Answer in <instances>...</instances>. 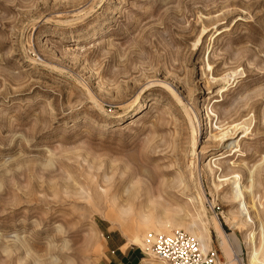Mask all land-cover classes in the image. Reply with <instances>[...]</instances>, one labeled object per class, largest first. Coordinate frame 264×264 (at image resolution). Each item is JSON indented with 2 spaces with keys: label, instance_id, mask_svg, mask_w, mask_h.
<instances>
[{
  "label": "rangeland",
  "instance_id": "rangeland-1",
  "mask_svg": "<svg viewBox=\"0 0 264 264\" xmlns=\"http://www.w3.org/2000/svg\"><path fill=\"white\" fill-rule=\"evenodd\" d=\"M184 219L264 264V0H0V264Z\"/></svg>",
  "mask_w": 264,
  "mask_h": 264
},
{
  "label": "built area",
  "instance_id": "built-area-1",
  "mask_svg": "<svg viewBox=\"0 0 264 264\" xmlns=\"http://www.w3.org/2000/svg\"><path fill=\"white\" fill-rule=\"evenodd\" d=\"M146 251L162 264H219L215 251L204 254L200 243L182 230L157 236L155 243Z\"/></svg>",
  "mask_w": 264,
  "mask_h": 264
},
{
  "label": "crops",
  "instance_id": "crops-1",
  "mask_svg": "<svg viewBox=\"0 0 264 264\" xmlns=\"http://www.w3.org/2000/svg\"><path fill=\"white\" fill-rule=\"evenodd\" d=\"M106 234L107 252L101 264H162L149 256L146 248L131 243L121 234L113 231H107ZM227 261L228 264H234L232 255H227Z\"/></svg>",
  "mask_w": 264,
  "mask_h": 264
},
{
  "label": "bare ground",
  "instance_id": "bare-ground-1",
  "mask_svg": "<svg viewBox=\"0 0 264 264\" xmlns=\"http://www.w3.org/2000/svg\"><path fill=\"white\" fill-rule=\"evenodd\" d=\"M144 107H145V105H143L141 107V109ZM138 113H139V111L137 113H135L134 115H132L130 119H133V117H136L138 115ZM130 119L129 120H122V123H124L126 121H130ZM209 171L211 174L214 173V169L212 167L209 168ZM216 189H217V187H216ZM184 222H186L188 224V226H187L188 232H190L191 235L193 236V238L196 239L200 243V247H201L202 252L204 254H207L209 252V245H208L207 241H204L205 239L203 240V238L197 234V231H198L197 224L194 221L193 222H191V221L187 222L186 219H184ZM259 256H260L259 250H250L248 264H259Z\"/></svg>",
  "mask_w": 264,
  "mask_h": 264
}]
</instances>
